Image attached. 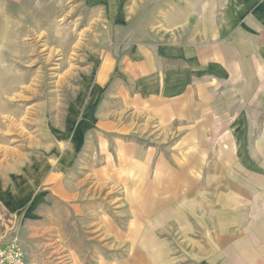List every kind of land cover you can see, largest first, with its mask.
<instances>
[{
	"label": "rangeland",
	"instance_id": "rangeland-1",
	"mask_svg": "<svg viewBox=\"0 0 264 264\" xmlns=\"http://www.w3.org/2000/svg\"><path fill=\"white\" fill-rule=\"evenodd\" d=\"M197 3L0 0V77L9 79L12 89L6 98L0 96V253L17 251L22 264H128L122 229L133 217L134 192L127 179L134 175L125 168L131 166L130 154L140 152L130 140L145 150L157 144L164 149L161 154H171L170 163L162 164L171 173L172 188L146 189L144 194L154 200L166 192L168 210L173 214L179 200L183 209L182 220L162 217L160 242L153 249L164 251L154 255L160 257L154 264H246L248 251L254 261H262L264 152L255 151L260 126L247 125L250 150L245 159L242 140L237 139L236 148L239 167L248 169L236 181L245 188L244 198L248 193L255 198L248 203H260V214L255 204L250 207L242 199L238 219L227 218L218 229L209 205L196 196L185 198L187 190L198 194L199 183L186 174L189 166L198 169L202 164L186 152L194 136L188 137L187 128L179 143L177 136L168 139L181 126L175 131L173 126L162 128L147 103L124 102L117 92L131 49L177 39V25L189 16L182 12L184 5ZM236 101L241 105L242 95ZM234 112L236 122L240 116L250 122L258 117L246 109ZM172 115L164 111L162 120ZM198 140L207 142L202 131ZM215 161L213 153L205 165ZM149 172L151 180L154 174ZM247 185L257 189L249 191ZM144 237L131 264H144L143 259L153 256ZM1 259L0 254V264H20Z\"/></svg>",
	"mask_w": 264,
	"mask_h": 264
},
{
	"label": "crops",
	"instance_id": "crops-1",
	"mask_svg": "<svg viewBox=\"0 0 264 264\" xmlns=\"http://www.w3.org/2000/svg\"><path fill=\"white\" fill-rule=\"evenodd\" d=\"M182 12L189 16L177 25L176 30H181V36L154 46H134L131 49L133 54L125 56L122 87L117 92L124 102H135L137 106L147 103L145 108L153 111V117L162 128L173 126L175 131L176 127L181 126L174 135L169 134L168 139L177 136L179 143L188 128V137L194 136L192 142L195 143H188L186 152L200 158L202 164L198 169L188 167V179L193 182L197 180L199 184L198 194L189 192L187 189L190 187L183 186L187 190L185 198L196 196L200 203L209 205L210 216L218 229H222L225 219L234 216L238 219L242 199L247 201L253 197L248 193L244 198L245 188L236 181L239 173L248 174L247 168L239 167L238 157L241 155L236 154L237 139L244 142L242 158L245 159L250 150L247 125L260 126L259 144L255 151L264 152V0H198L197 5H184ZM237 95H242L244 99L243 103L239 101L241 105L236 101ZM237 109H246L258 117L250 122L249 117L240 116L236 122L234 111ZM164 111H173V115L162 120ZM237 124L242 126L240 130L236 128ZM224 127L225 133L222 134ZM201 131L207 140L205 145L199 140L196 142V134L200 135ZM127 143H134L136 148H140L139 153L130 154L131 166L125 168L134 175V178L131 176L130 180L127 179L129 190L134 192L133 217L125 230L122 229V238L128 247L127 261L131 264L135 259V250L145 236L147 250L153 256L151 260L148 257L143 259L144 264H154V261L160 260L154 255L164 251L163 248L153 249L160 242L158 232L162 217L175 215L176 219L182 220L183 209L179 206V200L174 204L176 209L172 214L167 208L166 192L157 194L154 200L146 199L144 193L146 189L172 188L168 182L171 173L162 164L170 163L172 156L169 153V156L161 154L164 149L162 146L158 148L157 144L154 149L145 150L136 141L129 140ZM213 153H216L215 165H205L206 157H212ZM154 155H157L156 158ZM149 171L154 174L151 180L148 179ZM213 172L216 174L214 177L211 176ZM247 186L249 191L257 189L252 185ZM206 189L212 194L205 195ZM260 190L264 192V183ZM254 204L247 205L255 206L258 213L260 203ZM151 207L152 212L145 217L144 212ZM155 212L160 219L155 218ZM260 223L259 228L264 232V217ZM250 254L248 251L243 262L264 264V248L262 261H254ZM161 260L165 261V258Z\"/></svg>",
	"mask_w": 264,
	"mask_h": 264
},
{
	"label": "bare ground",
	"instance_id": "bare-ground-1",
	"mask_svg": "<svg viewBox=\"0 0 264 264\" xmlns=\"http://www.w3.org/2000/svg\"><path fill=\"white\" fill-rule=\"evenodd\" d=\"M8 45V44H7ZM18 45V44H17ZM21 78V77H20ZM7 79V78H6ZM13 79V78H12ZM15 79V78H14ZM13 79V80H14ZM18 79V82H22V80L23 79H20L21 81H19V77L17 78ZM17 79L16 80H14V83H16L15 81H17ZM7 80H9V79H7ZM7 80H5L4 78H1L0 77V96L1 97H3V98H6V95H8L10 92H11V86H9L8 84H9V82H8V84L6 83L7 82ZM17 82V83H18ZM24 83V82H23ZM20 84V83H19ZM4 110V107L3 106H0V112H2ZM12 118V117H11ZM22 121V120H21Z\"/></svg>",
	"mask_w": 264,
	"mask_h": 264
},
{
	"label": "built area",
	"instance_id": "built-area-1",
	"mask_svg": "<svg viewBox=\"0 0 264 264\" xmlns=\"http://www.w3.org/2000/svg\"><path fill=\"white\" fill-rule=\"evenodd\" d=\"M0 254H1V257H4V259H1V262H3V263H4V260L7 259V260H9L11 262L17 261V262H20V264H22L21 263L22 258L18 254L17 251L9 250L8 252L5 251V253H0ZM2 254H4V255L2 256ZM7 255H9V256H7Z\"/></svg>",
	"mask_w": 264,
	"mask_h": 264
}]
</instances>
